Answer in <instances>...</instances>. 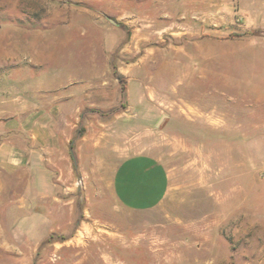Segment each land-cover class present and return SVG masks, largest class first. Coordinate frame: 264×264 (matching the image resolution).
Masks as SVG:
<instances>
[{"label":"rangeland","instance_id":"obj_1","mask_svg":"<svg viewBox=\"0 0 264 264\" xmlns=\"http://www.w3.org/2000/svg\"><path fill=\"white\" fill-rule=\"evenodd\" d=\"M197 3L183 18L165 15L176 13L171 0H0V26L69 27L87 42L97 27L91 52L100 58L129 61L151 50L159 86L169 79L164 56L194 58L188 86L177 87L185 102L136 112L124 94L125 108L86 115L68 189L58 183L57 209L41 210L47 222L39 230L5 223L15 251L0 246V264H19L17 250L41 236L31 264H264V0ZM108 30L115 35L107 42L117 41L111 55L101 39ZM138 153L159 159L170 176L167 198L147 212L124 209L110 190L115 166ZM54 212L57 223L49 224Z\"/></svg>","mask_w":264,"mask_h":264},{"label":"crops","instance_id":"obj_2","mask_svg":"<svg viewBox=\"0 0 264 264\" xmlns=\"http://www.w3.org/2000/svg\"><path fill=\"white\" fill-rule=\"evenodd\" d=\"M171 1L176 3V13L169 9L165 15L185 18L198 10L200 0ZM94 23L100 22L94 18ZM78 27L83 34L79 38L84 37L85 28ZM68 29L31 30L13 23L0 26V246L10 251L15 250L7 243L11 238L5 236V223L19 230H39L47 222L41 210L47 204L57 209L58 183L68 189L75 170L69 148L78 128L84 123L89 125L86 115L120 108L122 94L114 71L126 80L127 110L161 111L160 107L168 109L176 100L186 101V94L180 96L177 87L184 83L188 86L187 64L194 58L184 51H179L177 58L161 59L169 79L162 80L159 86L150 68L159 60L151 56V50L149 55L147 51L129 61L115 58L111 54L117 41L107 42L108 34L115 35L108 30L101 39L111 56L96 57L91 49L97 47V27L93 31L95 40L90 42L73 38ZM70 49L86 50V55L75 56ZM212 61L216 65L217 57L211 56L210 64ZM110 75L112 80L108 79ZM216 93L215 88V97ZM110 190L124 209L151 211L170 192L169 172L159 159L134 154L115 166ZM58 217L56 212L51 213L48 223H57ZM42 239L43 236L37 238L28 251L17 250L19 264H31Z\"/></svg>","mask_w":264,"mask_h":264},{"label":"trees","instance_id":"obj_3","mask_svg":"<svg viewBox=\"0 0 264 264\" xmlns=\"http://www.w3.org/2000/svg\"><path fill=\"white\" fill-rule=\"evenodd\" d=\"M113 76H114V78H115V79L119 82V84H120L121 94H122V97H123V95H124V93H125V78H124L122 75H120V74H118L117 72H115V71L113 72ZM122 108H125V105L121 103L120 108H116V109L112 110L111 112H112V113L117 112V111H119V110L122 109ZM81 135H82V129H81V128H78V130H77V134H76V137L79 138V137H81ZM71 148H73V144L71 145ZM72 159H73V158H72ZM73 162H74V166H75V168H76V165H75V159L73 160Z\"/></svg>","mask_w":264,"mask_h":264},{"label":"water","instance_id":"obj_4","mask_svg":"<svg viewBox=\"0 0 264 264\" xmlns=\"http://www.w3.org/2000/svg\"><path fill=\"white\" fill-rule=\"evenodd\" d=\"M108 22H109L110 24L114 25V26L116 25V22L113 21V20H111V19H109ZM69 150H70L71 157H72L73 160H74L73 151H72L71 146H70Z\"/></svg>","mask_w":264,"mask_h":264}]
</instances>
